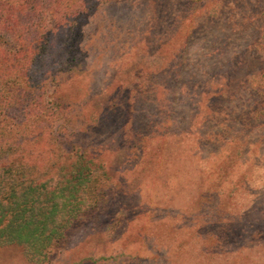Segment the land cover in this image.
Segmentation results:
<instances>
[{
  "label": "rangeland",
  "instance_id": "rangeland-1",
  "mask_svg": "<svg viewBox=\"0 0 264 264\" xmlns=\"http://www.w3.org/2000/svg\"><path fill=\"white\" fill-rule=\"evenodd\" d=\"M124 2L56 35L35 63L33 77L61 81L68 108L56 124L77 117L70 135L112 177L98 217L42 264H264V28L246 21L264 0L225 3L219 21L198 27L215 3ZM235 63L245 66L210 107L207 82ZM0 264L35 263L10 247Z\"/></svg>",
  "mask_w": 264,
  "mask_h": 264
},
{
  "label": "trees",
  "instance_id": "trees-1",
  "mask_svg": "<svg viewBox=\"0 0 264 264\" xmlns=\"http://www.w3.org/2000/svg\"><path fill=\"white\" fill-rule=\"evenodd\" d=\"M124 1L0 0V249L18 247L31 263L46 262L49 252L62 247L85 219L98 217L112 184L106 169L70 135L78 132L77 117L75 121L72 117L69 127L56 124L61 109L68 108L61 107L65 100L58 91L61 81L52 71L33 77L35 63L49 59L56 35H75L102 5L117 9ZM185 1L198 4L199 11L215 3L213 14L194 19L198 27L202 22L219 21L225 3L245 0ZM254 1L246 0V4L262 0ZM188 12L191 15L181 22L195 16V11ZM263 14L261 10L246 18L249 26L257 31L264 28ZM256 23L258 27L253 26ZM153 30L145 33L150 36ZM263 35L264 29L256 40L263 41L261 45ZM81 41L77 42L80 50ZM139 44L147 46V38ZM244 66L232 64L207 82L209 89L204 94L210 98V107L229 92ZM248 80L243 78L237 87L247 85Z\"/></svg>",
  "mask_w": 264,
  "mask_h": 264
}]
</instances>
